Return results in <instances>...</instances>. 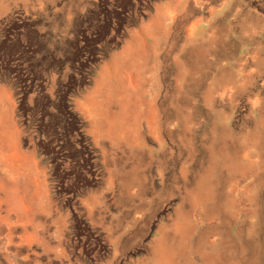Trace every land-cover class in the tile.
Segmentation results:
<instances>
[{"label":"rangeland","instance_id":"obj_1","mask_svg":"<svg viewBox=\"0 0 264 264\" xmlns=\"http://www.w3.org/2000/svg\"><path fill=\"white\" fill-rule=\"evenodd\" d=\"M0 119V264H264V0H0Z\"/></svg>","mask_w":264,"mask_h":264},{"label":"bare ground","instance_id":"obj_2","mask_svg":"<svg viewBox=\"0 0 264 264\" xmlns=\"http://www.w3.org/2000/svg\"><path fill=\"white\" fill-rule=\"evenodd\" d=\"M132 47L136 48L135 45H132ZM118 64L119 63H117V62H114V63L112 62L111 65L108 68H105L104 72H102L101 78H100L99 82L97 83V87H96L95 91H93L88 97V103H87L88 106L92 103L94 95L104 93L105 88L108 86L109 81L111 80V77H113L114 73H116V71H117L116 69H117ZM106 69H107V72H106ZM130 83L131 82L128 78L121 79V83H120L119 88L121 90H124V91L130 90V87H129ZM132 100H133V96L130 93V95H128V97L126 98V101H127V103H130ZM0 121H1V119H0ZM160 253H163L162 250H160ZM171 253H175V251L171 250V249H167L166 255L170 256Z\"/></svg>","mask_w":264,"mask_h":264}]
</instances>
